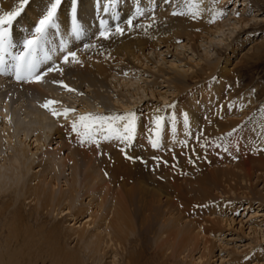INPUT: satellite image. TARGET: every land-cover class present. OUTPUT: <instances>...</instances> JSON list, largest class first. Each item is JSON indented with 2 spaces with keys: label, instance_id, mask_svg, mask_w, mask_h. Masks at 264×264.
Returning a JSON list of instances; mask_svg holds the SVG:
<instances>
[{
  "label": "bare ground",
  "instance_id": "1",
  "mask_svg": "<svg viewBox=\"0 0 264 264\" xmlns=\"http://www.w3.org/2000/svg\"><path fill=\"white\" fill-rule=\"evenodd\" d=\"M19 2L0 0V15ZM46 2L29 0L13 21L12 56L23 50ZM263 3L76 0L77 35L72 0H62L36 69L62 71L40 82L17 81L15 61L6 56L0 74V264H43L44 248L51 264H135L144 249L183 264L197 253V264H210L215 233L234 222L225 212L244 200L243 208L251 207L245 197L231 196L243 189L264 204V107L252 116L218 107L233 57L264 31ZM262 44L264 38L256 49ZM223 48L229 53L220 58ZM68 51L79 63L63 62ZM45 53L51 60H43ZM197 80L203 85L195 88ZM170 95L181 97L177 105ZM46 100L58 101L57 111H76L54 117L41 107ZM129 111L135 114L130 143L119 138L122 122L111 131L106 124L93 127V139L71 131L79 115ZM188 156L201 167L193 178ZM205 158L214 168H206ZM249 230L264 234L261 225Z\"/></svg>",
  "mask_w": 264,
  "mask_h": 264
},
{
  "label": "rangeland",
  "instance_id": "2",
  "mask_svg": "<svg viewBox=\"0 0 264 264\" xmlns=\"http://www.w3.org/2000/svg\"><path fill=\"white\" fill-rule=\"evenodd\" d=\"M231 8H232V5L229 4L227 5L226 9H228L229 11ZM262 9L264 10V3L262 4ZM261 12H263L262 14H264V11H261ZM251 33L254 35L253 32ZM263 33L264 31L260 33V30H259V32H257V34L254 36V38H256L255 39L256 41L251 40V42H245L241 51L239 50L235 54V57H233L232 62L229 65V70L232 69V71H229L228 72L229 74H226V76L223 79V82L224 81L225 82L222 84L223 88L221 89V96H222L221 103L218 106L220 107V109H222L223 107V109L228 108L236 112L244 111L246 115L252 116V114H254L258 110L259 107L261 106L264 107V45L262 44L263 46H261L259 50L256 49V46L260 44L264 38V35H262ZM246 34H248V32H243L241 36L245 37ZM226 50L227 49L225 48L220 49V58L221 57L224 58L227 54V51L229 53V50L227 51ZM165 57L166 59H170L169 55L165 54ZM198 81L199 80H197V83H194L195 88L198 87L197 84H200L199 86L203 85L202 81H199V82ZM170 96L168 97V99L169 101L171 100L170 102L172 106L173 104L177 105L181 97L179 98L177 95H176L177 98H175L176 96H171V97ZM222 100L224 101L222 102ZM157 101L162 102L160 98H158ZM221 117H222V120L225 118L224 115H221ZM217 119L218 118H216L215 120L217 121ZM263 155H264V152L261 155V158H262L261 160L264 161ZM192 159H193L192 157L188 156V158L186 159L187 161H185V164L188 166L190 171L195 172L194 175L193 174L191 175V177L193 178L199 174V172L201 171V167H199L200 169H198V167L195 165V161L193 162ZM203 161L206 162L207 169L214 168L215 165L213 164V160H211L210 158L208 159L205 158ZM233 163L237 164V162L235 163V161H233L232 163L231 162L228 163L227 166L232 167L231 164ZM206 165H204V167ZM262 177L264 179V176ZM242 190L243 189H238L235 194L237 196L232 195L231 198L234 197V199L235 198L237 199L243 196L247 199V201L249 202L248 205H250L251 207L249 206L250 207L249 209L243 208L245 206L244 204H246L244 200L241 203L243 204L241 205L242 207L238 206V209L235 212L233 211L228 212V213L227 211L225 212L226 213L225 216H228L234 222H232L231 225L228 224V225L222 226L220 230H218L219 232L215 233V238H213L212 241H214L218 237L217 240L219 242L215 241V244L213 246L214 255L211 256L212 258L211 257L209 258L210 264H218L222 259H223L222 261L224 262L226 260H234L233 262L236 264L237 263L238 264H264V234H262L261 235L262 237H261L259 235L252 234L251 231L249 230V227L250 226L253 227V225H261V227L264 228V204H261L259 206L258 205L259 202L254 196H251L250 193L242 191ZM244 193H245V196H244ZM235 201H236L235 202L236 204L237 200ZM250 214H252V216H250ZM66 222H64L63 224H65ZM248 225L249 227H247ZM210 236L211 235H209V238ZM66 241H67V246L69 247L72 246L74 243L73 242L74 240L71 238L67 239ZM46 251L47 249L44 248V251H43L44 263L43 264H51L50 262L51 259L47 256ZM196 254H194V258L191 260V264L198 263L197 258H195L197 256ZM218 256L222 258V259L220 258V261H219ZM188 261L189 259H187V262ZM138 263L139 264H170V263L171 264H183V261L181 259L179 261H173L172 259L170 261H163L161 259L154 257L150 253V251H148L147 249H144L143 253L139 256V259L137 263L135 264H138ZM36 264H40L39 259L36 261Z\"/></svg>",
  "mask_w": 264,
  "mask_h": 264
},
{
  "label": "snow or ice",
  "instance_id": "3",
  "mask_svg": "<svg viewBox=\"0 0 264 264\" xmlns=\"http://www.w3.org/2000/svg\"><path fill=\"white\" fill-rule=\"evenodd\" d=\"M29 3V0H20L19 6L12 11H6L2 15H0V74L5 71L6 65V56H12L10 49L13 47L12 40L10 38V30L13 25V21L23 12L25 6ZM62 4V0H47L45 8L40 15L38 21L34 24V29L32 34L26 38L23 42V50L16 55L12 56V60L15 61L12 66L15 72V78L17 81H27L31 78L35 82H40L43 76L47 75L48 72L53 71H62L58 66L53 65L47 68V71L37 72L36 69L39 67L42 62L38 57V52L43 51L44 43L47 39V34L50 29H56L57 23V13L58 9ZM73 8V31L75 34L80 35L81 29L76 22L75 14H76V0H72ZM104 11H107V7H104ZM139 11V10H138ZM173 15H177V13H173ZM129 27L132 26V20H128ZM138 26V25H137ZM105 27V22L101 21V31L100 36L107 39L108 32L103 30ZM116 31L118 33L123 34V29L117 27ZM88 47V45H85ZM63 51V48L60 49ZM71 57V61L73 63H79L77 59V54L74 51H68L66 55L63 56V62L67 63L69 58ZM44 61L51 60V56L47 53L44 54ZM60 86L67 89L68 91H74L68 87V85L64 84L63 81L59 82ZM58 101L55 100H46L45 103L41 105V107L49 110L54 117L64 116L68 117L69 113L75 112L76 110L73 108H64L63 111H57L52 106L58 104ZM161 117H157L155 120L156 128L159 129L161 123ZM134 120L135 114L131 111L125 114L119 115H93L91 113L85 115H79L71 122V131L77 133L78 135L88 137L89 139H93L92 137V128L100 125H107L108 130H112V125L117 122H122L123 133L119 135V138L126 142H131L133 139L134 133ZM83 129V132L80 129ZM236 129H232V132H235ZM158 134V133H157ZM232 133H228L231 135ZM105 139L111 138L110 136H105ZM93 142H95L93 140ZM152 146L157 147V142L155 140L152 141Z\"/></svg>",
  "mask_w": 264,
  "mask_h": 264
}]
</instances>
